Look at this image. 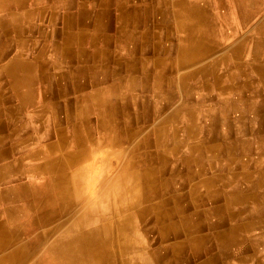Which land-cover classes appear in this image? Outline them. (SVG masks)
Listing matches in <instances>:
<instances>
[{"label": "crops", "instance_id": "crops-1", "mask_svg": "<svg viewBox=\"0 0 264 264\" xmlns=\"http://www.w3.org/2000/svg\"><path fill=\"white\" fill-rule=\"evenodd\" d=\"M179 1L187 4L193 0H19L0 7V183L25 176L43 177L35 168L49 157L52 160L56 153L35 157L33 152L47 145L55 147L61 137H67L71 150L76 145L73 129L82 131L87 127L102 150L118 149L120 153L111 158L112 162H119L120 154L129 157L155 180L166 175L175 180V189L170 193L189 195L187 203L179 206L191 212L189 226L197 227L194 233L203 239L196 257L192 246L185 244L177 255L182 261L200 262L214 255L216 264H223V258L232 264H264V202L251 207L252 199L245 198L229 206L232 213H227V206L221 211L232 191L244 189L264 196V46L256 45L263 32L256 26L250 28L254 33H249L246 27L233 28L228 22L233 32L217 31L219 37L216 35L212 41L207 32L194 33L191 20L189 28L180 26L181 31L174 27L176 20L183 17L174 5ZM227 12L221 13L225 20L226 14L230 16ZM182 37L185 46H178ZM186 47L192 57L183 60ZM200 50L204 52L202 57ZM246 174L248 179L243 183ZM203 179L209 182L207 186L201 184ZM252 183L254 186L247 189ZM190 186L196 187L190 190ZM161 189L159 186L150 193L163 194ZM234 227L232 238L220 237ZM182 237L183 234L177 239Z\"/></svg>", "mask_w": 264, "mask_h": 264}, {"label": "bare ground", "instance_id": "bare-ground-1", "mask_svg": "<svg viewBox=\"0 0 264 264\" xmlns=\"http://www.w3.org/2000/svg\"><path fill=\"white\" fill-rule=\"evenodd\" d=\"M19 0H0V7L7 6L12 2ZM68 1V0H67ZM250 2L253 5H247L249 11H264V0H193L192 2H176L174 5L179 10L178 13L183 16L176 20L175 28L183 29L190 20L193 21L194 33L202 34L207 32L209 39L216 40L217 31L233 32L229 30L227 23L222 17L223 11L230 10L228 2H233L237 9L242 11L244 17L247 9L244 4ZM44 2V1H43ZM143 2V1H142ZM154 2V1H153ZM152 2V3H153ZM18 3V2H17ZM25 3V2H24ZM23 3V4H24ZM48 3V2H47ZM65 3V2H64ZM116 3V2H115ZM136 3V2H135ZM158 3V2H157ZM170 3V2H169ZM174 3V2H173ZM31 4V3H30ZM53 4V3H51ZM156 4V3H155ZM228 4V5H227ZM13 5V4H12ZM48 5V4H47ZM164 5V4H163ZM36 6V5H35ZM52 6V5H51ZM83 6V5H82ZM85 6V5H84ZM114 6V5H113ZM142 6V5H140ZM145 6V5H144ZM166 6V5H165ZM170 6V4H169ZM257 6V8H255ZM29 6H26V8ZM31 7V6H30ZM33 7V5H32ZM95 7V6H94ZM167 7V6H166ZM25 8V7H24ZM112 8V7H111ZM136 8V7H135ZM154 8V6L152 7ZM10 9V8H9ZM60 9V8H59ZM75 9V8H74ZM98 9V8H97ZM102 9V8H101ZM106 9V8H105ZM164 9V8H163ZM57 10V9H56ZM68 10V9H67ZM112 10V9H111ZM154 10V9H153ZM26 11V10H25ZM30 11V10H29ZM54 11V10H53ZM74 11V10H73ZM160 11V10H159ZM7 12V11H6ZM22 12V11H21ZM28 12V11H27ZM56 12V11H54ZM53 12V13H54ZM106 12V11H105ZM111 12V11H110ZM227 12V13H228ZM258 12V11H257ZM11 13V12H10ZM16 13V12H15ZM137 13V12H136ZM146 14V12H144ZM161 13V12H160ZM238 13V12H237ZM248 13V12H247ZM17 14V13H16ZM15 14V15H16ZM28 14V13H27ZM36 14V12H35ZM174 14V13H173ZM225 14V13H223ZM7 15V14H6ZM9 15V14H8ZM41 15V14H40ZM73 15V13H72ZM103 15V14H102ZM110 15V14H108ZM160 15V14H159ZM229 15V14H228ZM260 15V14H259ZM18 14L16 15L17 18ZM96 16V15H95ZM264 16V15H263ZM3 17V16H2ZM9 17V16H8ZM37 17V16H36ZM52 17V16H51ZM71 17V16H70ZM104 17V16H103ZM106 17V15H105ZM109 17V16H107ZM166 17V16H165ZM230 17V16H229ZM260 17V16H259ZM20 18V17H19ZM28 18V17H27ZM137 18V16H136ZM175 18V16H174ZM254 18V17H253ZM12 19V18H11ZM15 19V18H14ZM40 19V18H39ZM69 19V18H68ZM239 19V18H238ZM261 19V18H260ZM34 20V19H33ZM82 20V19H81ZM90 20V19H89ZM108 20V19H107ZM14 21V20H13ZM12 21V22H13ZM17 21V20H16ZM15 21V22H16ZM19 21V20H18ZM66 21V20H65ZM251 21V20H250ZM249 21V22H250ZM69 22V21H68ZM75 22V21H74ZM112 22V21H110ZM248 22V23H249ZM93 23V22H92ZM111 24V23H110ZM158 24V23H157ZM161 24V23H160ZM233 24V23H232ZM244 24V22L242 23ZM16 25V24H15ZM19 25V24H18ZM95 25V24H94ZM162 25V24H161ZM237 25V24H236ZM256 25V24H255ZM22 26V25H21ZM29 26V25H28ZM27 26V27H28ZM146 26V25H145ZM181 26V28H180ZM234 26V25H233ZM10 27V26H9ZM43 27V26H42ZM64 27V26H63ZM67 27V26H66ZM162 27V26H161ZM243 25L238 28L242 29ZM245 27V26H244ZM251 27V25H250ZM4 28V27H3ZM96 28V27H95ZM132 28V27H131ZM153 28V27H152ZM159 28V27H158ZM172 28V27H171ZM174 28V29H175ZM235 28V27H233ZM257 28L261 29L263 34L257 40L256 45L264 46V20L262 19ZM22 29V28H21ZM42 29V28H41ZM135 29V28H134ZM137 29V28H136ZM166 29V28H165ZM181 29V31H183ZM246 29V28H245ZM1 30V29H0ZM4 30V29H3ZM17 30V29H16ZM15 30V32H17ZM19 30V29H18ZM79 30V29H78ZM95 30V29H94ZM93 30V31H94ZM106 30V29H105ZM130 30V29H129ZM177 30V29H176ZM9 31V30H8ZM52 31V30H51ZM92 31V30H91ZM97 31V30H96ZM138 31V30H137ZM161 31V30H160ZM189 31V30H188ZM115 32V31H114ZM239 32V31H238ZM252 32V31H251ZM142 33V32H141ZM7 34V33H6ZM37 34V33H35ZM70 34V33H69ZM127 34V33H126ZM131 34H133L131 32ZM130 34V35H131ZM220 34V35H221ZM73 35V34H72ZM128 35V34H127ZM138 35V34H137ZM46 36V34H45ZM65 36V35H63ZM71 36V34H70ZM94 36V35H92ZM251 36V35H250ZM23 37V36H22ZM25 37V36H24ZM27 37V36H26ZM91 37V36H90ZM105 38L106 35L104 36ZM114 37V36H113ZM129 37V36H128ZM174 37V36H173ZM219 37V35H218ZM240 37V36H239ZM238 37V38H239ZM248 37V36H247ZM246 37V38H247ZM8 38V37H7ZM21 38V37H20ZM101 38V37H100ZM136 38V37H135ZM147 38V37H146ZM226 38V37H225ZM233 38V37H232ZM243 38V37H242ZM250 38V37H249ZM31 39V38H30ZM90 39V38H89ZM98 39V38H97ZM102 39V38H101ZM108 39V38H107ZM106 39V40H107ZM134 39V37H133ZM137 39V38H136ZM208 39V40H209ZM245 39V38H244ZM36 40V39H35ZM38 40V39H37ZM105 40V39H104ZM103 40V41H104ZM132 40V39H131ZM130 40V41H131ZM145 40V39H144ZM169 40V39H168ZM174 40V39H173ZM184 37L177 41L178 46H185ZM224 40V39H223ZM238 40V39H237ZM90 41V40H89ZM102 41V40H101ZM126 41V40H125ZM219 41V39H218ZM49 42V41H48ZM55 42V41H54ZM93 42V41H91ZM98 42V41H96ZM210 42V40H209ZM255 42V41H253ZM16 43V42H15ZM90 43V42H89ZM142 43V42H141ZM199 43V41H198ZM206 43V42H205ZM218 43V42H217ZM249 43V42H248ZM35 44V43H34ZM58 44V43H57ZM56 44V45H57ZM91 44V43H90ZM97 44V43H96ZM94 44V45H96ZM139 44V43H138ZM195 44V43H193ZM210 43H207V47ZM237 44V42H236ZM89 45V44H88ZM93 45V44H92ZM125 45V44H123ZM161 45V44H160ZM196 45V44H195ZM30 46V45H29ZM36 46V45H35ZM146 46V45H145ZM190 46V45H189ZM187 46V47H189ZM226 46V45H225ZM228 46V45H227ZM238 46V45H236ZM31 47V46H30ZM53 47V46H52ZM127 47V46H124ZM182 52V58L190 59L192 52L188 48ZM192 47V46H191ZM248 47V46H246ZM46 48V47H45ZM65 48V47H64ZM73 48V47H71ZM82 48V46H81ZM102 48V47H101ZM128 48V47H127ZM142 48V46H141ZM140 48V49H141ZM145 48V47H143ZM239 48V47H238ZM42 49V48H41ZM55 49V48H54ZM80 49V48H79ZM108 49V48H107ZM194 49V48H193ZM224 49V48H223ZM237 49V48H236ZM6 50V49H5ZM49 50V48H48ZM130 50V49H129ZM159 50V49H158ZM170 50V49H169ZM177 50V49H176ZM192 50V49H191ZM198 50V49H197ZM231 50V49H230ZM252 50V49H251ZM39 51V50H38ZM89 51V50H88ZM106 51V50H104ZM112 51V50H111ZM117 51V50H116ZM127 51V50H126ZM136 51H138L136 49ZM240 51V50H239ZM244 51V50H243ZM42 52V51H41ZM96 52V51H95ZM98 52V51H97ZM102 52V51H101ZM128 52V51H127ZM133 52V51H131ZM194 52V51H193ZM230 52V51H229ZM3 53V51H2ZM38 53V52H36ZM70 53V52H69ZM113 53V52H112ZM159 53V52H158ZM234 53V52H233ZM239 53V52H238ZM5 54V53H4ZM34 54V53H33ZM42 54V53H41ZM71 54V53H70ZM74 54V53H73ZM98 54V53H97ZM104 54V52H103ZM111 54V52H110ZM117 54V53H116ZM126 53H124L125 55ZM133 54V53H132ZM199 56H204L200 50ZM225 54V53H224ZM248 54V53H247ZM14 55V54H13ZM39 55V54H38ZM69 55V54H68ZM127 55V54H126ZM177 55V54H176ZM181 55V54H180ZM211 55V54H210ZM214 55V54H213ZM253 55V54H251ZM4 56V55H3ZM98 56V55H97ZM108 56V54H107ZM153 56V55H152ZM195 56V55H193ZM212 56V55H211ZM210 56V57H211ZM217 56V55H216ZM248 56V55H247ZM48 57V56H47ZM50 57V55H49ZM92 57H94L92 55ZM96 57V56H95ZM136 57V56H135ZM146 57V56H145ZM156 57V56H155ZM170 57V56H169ZM256 57V56H255ZM33 58V57H32ZM73 58V57H72ZM103 58V57H102ZM236 58V57H234ZM2 59V58H1ZM7 59V58H6ZM31 59V58H30ZM39 59V58H38ZM76 59V58H75ZM94 59V58H93ZM105 59V58H104ZM123 59V58H122ZM137 59V58H136ZM135 59V60H136ZM175 59V58H174ZM194 59V58H192ZM220 59V58H219ZM241 59V58H240ZM244 59V56H243ZM4 60V58H3ZM51 60V59H50ZM71 60V59H70ZM73 60V59H72ZM165 60V59H164ZM212 60V59H211ZM210 60V61H211ZM216 60V57H215ZM245 60V59H244ZM2 61V60H1ZM40 61V60H39ZM92 61V59H91ZM119 61V60H118ZM130 61V60H129ZM179 61V60H178ZM188 61V60H187ZM198 61V60H197ZM194 61V62H197ZM200 61V60H199ZM219 61V60H218ZM103 62V61H102ZM101 62V63H102ZM115 62V61H114ZM140 62V61H139ZM186 62V61H184ZM183 62V63H184ZM193 62V63H194ZM201 62V61H200ZM95 63V62H93ZM100 63V64H101ZM113 63V62H112ZM117 63V62H116ZM115 63V64H116ZM129 63V62H127ZM199 63V62H198ZM209 63V62H208ZM215 63V62H214ZM82 64V63H81ZM98 64V63H97ZM106 64V63H104ZM134 65V63H132ZM157 64V63H156ZM197 64V63H196ZM217 64V61H216ZM239 64V63H238ZM250 64V63H249ZM6 65V63H5ZM74 65V64H73ZM77 65V64H76ZM74 65V66H76ZM87 65V64H85ZM130 65V64H129ZM155 65V64H154ZM153 65V66H154ZM158 65V64H157ZM189 65V64H187ZM201 65V64H200ZM243 65V64H242ZM260 65V64H259ZM258 65V66H259ZM8 66V65H6ZM14 66V65H13ZM17 66V65H16ZM33 66V65H32ZM132 66V65H131ZM216 66V65H215ZM261 66V65H260ZM88 67V66H87ZM100 67V66H99ZM107 67V66H106ZM136 67V66H135ZM147 67V66H146ZM184 67V66H182ZM204 67V66H202ZM256 67V66H255ZM13 68V67H12ZM30 68V67H29ZM37 68V67H36ZM45 68V67H44ZM74 68V67H73ZM82 68V67H81ZM110 68V65H109ZM216 68V67H215ZM10 69V68H9ZM87 69V68H86ZM105 69V68H104ZM167 69V68H166ZM202 69V68H201ZM208 69V68H207ZM231 69V68H230ZM249 69V68H248ZM45 70V69H44ZM47 70V69H46ZM68 70V69H67ZM77 70V68H76ZM117 70V69H116ZM133 70V69H131ZM205 70V69H204ZM244 70V69H243ZM259 70V69H258ZM32 71V70H31ZM88 71V69H87ZM102 71V70H101ZM118 71V70H117ZM116 71V72H117ZM178 71V70H177ZM199 71V70H198ZM202 71V70H201ZM206 71V70H205ZM209 71V70H208ZM262 71V70H261ZM33 72V71H32ZM39 72V71H38ZM71 72V71H70ZM97 72V71H96ZM231 72V71H230ZM260 72V71H259ZM263 72V71H262ZM82 73V72H81ZM133 73V72H132ZM204 73V71H203ZM21 74V73H20ZM19 74V75H20ZM38 74V73H36ZM43 74V72H42ZM51 75V73H49ZM131 74V73H130ZM158 74V73H157ZM187 74V72H186ZM195 74V72H194ZM244 74V72L242 73ZM33 75V74H32ZM47 75V74H46ZM67 75V74H66ZM80 75V74H79ZM91 75V74H90ZM95 75V74H94ZM97 75V74H96ZM123 75V74H122ZM127 75V74H126ZM164 75V74H163ZM178 75V74H177ZM43 76V75H42ZM92 76V75H91ZM101 76V75H100ZM134 75H132L133 77ZM153 76V75H152ZM155 76V75H154ZM171 76V75H170ZM181 76V75H180ZM205 76V75H204ZM264 76V75H263ZM22 77V76H21ZM27 77V75H25ZM45 77V76H44ZM51 77V76H50ZM64 77V76H63ZM106 77V76H105ZM141 77V76H140ZM206 77V76H205ZM262 77V76H261ZM52 78V77H51ZM72 78V77H71ZM124 78V77H123ZM122 78V79H123ZM159 78V77H158ZM162 78V77H161ZM187 78V77H186ZM26 79V78H25ZM38 79V78H37ZM45 79V78H44ZM104 79V78H103ZM130 79V78H129ZM263 79V78H262ZM51 80V79H50ZM131 80V79H130ZM221 80V79H220ZM219 80V81H220ZM100 82V80H98ZM132 81V80H131ZM204 81V80H203ZM244 81V80H243ZM57 82V81H56ZM93 82V81H92ZM183 82V81H182ZM227 82V81H226ZM45 83V82H44ZM49 83V81H48ZM110 83V82H109ZM170 83V81H169ZM207 83V82H206ZM246 83V82H244ZM250 83V82H249ZM51 84V83H50ZM49 84V85H50ZM146 84V83H145ZM153 84V81H152ZM247 84V83H246ZM96 85V84H95ZM103 85V84H102ZM142 85V84H141ZM156 85V84H155ZM205 85V84H204ZM243 85V84H242ZM241 85V86H242ZM111 86V85H110ZM125 86V85H124ZM143 86V85H142ZM145 86V85H144ZM158 86V85H157ZM177 86V83H176ZM38 87V86H37ZM86 87V86H85ZM84 87V88H85ZM212 87V86H211ZM224 87V86H222ZM234 87V86H233ZM248 87V86H247ZM251 87V86H250ZM264 87V86H263ZM72 88V87H71ZM230 88V86H229ZM241 88V87H240ZM107 89V88H106ZM180 89V88H179ZM178 89V90H179ZM103 90V89H102ZM109 90V89H108ZM130 90V89H129ZM160 90V89H159ZM216 90V89H215ZM222 90V89H220ZM247 90V89H246ZM72 91V90H71ZM101 91V90H100ZM106 91V90H105ZM188 91V90H187ZM234 91V90H233ZM56 92V91H55ZM133 92V91H132ZM150 92V91H149ZM217 92V91H216ZM46 93V92H45ZM44 93V94H45ZM60 93V92H59ZM83 93V92H82ZM105 93V92H104ZM130 93V92H128ZM142 93V92H141ZM186 93V92H185ZM227 93V91H226ZM80 94V93H79ZM78 94V95H79ZM91 93H89L90 95ZM221 94V93H220ZM219 94V95H220ZM224 94V93H223ZM222 94V95H223ZM262 94V93H261ZM23 95V94H21ZM46 95V94H45ZM85 95V94H83ZM100 95V94H98ZM102 95V94H101ZM146 95V93H145ZM160 95V94H159ZM235 95V94H234ZM27 96V95H26ZM45 97V96H44ZM101 97V96H100ZM163 97V96H162ZM227 97V96H226ZM121 98V97H120ZM134 98V97H133ZM137 98V97H136ZM149 98V97H148ZM229 98V97H228ZM231 98V97H230ZM240 98V97H239ZM238 98V99H239ZM251 98V97H250ZM35 99V98H34ZM131 99V98H130ZM86 100V96H85ZM148 100V99H147ZM167 100V99H166ZM227 100V99H226ZM126 101V100H125ZM225 101V100H223ZM77 102V100H76ZM82 102V101H81ZM80 102V103H81ZM78 103V102H77ZM127 103V102H126ZM257 103V102H256ZM90 104V103H89ZM96 104V103H95ZM98 104V103H97ZM148 104V103H147ZM177 104V103H176ZM192 104V103H191ZM52 105V104H50ZM123 105V104H122ZM127 105V104H126ZM175 105V104H174ZM190 105V104H189ZM211 105V104H210ZM230 105V104H229ZM236 105V104H235ZM76 106V105H75ZM80 106V105H79ZM128 106V105H127ZM25 107V106H24ZM77 107V106H76ZM96 107V106H95ZM98 107V106H97ZM189 107V106H187ZM237 107V106H236ZM254 107V106H253ZM252 107V108H253ZM53 108V107H52ZM87 108V107H86ZM85 108V109H86ZM132 108V107H131ZM176 108V107H175ZM204 108V106H203ZM55 109V108H54ZM92 109V108H91ZM124 109V107H123ZM127 109V108H126ZM2 110V109H1ZM4 111V110H3ZM2 111V112H3ZM52 111V110H51ZM137 111V110H136ZM170 111V110H169ZM36 112V111H34ZM126 112V111H125ZM40 113V111H39ZM43 113V112H42ZM89 113V112H88ZM241 113V112H240ZM25 114V113H24ZM50 114V113H49ZM79 114V113H78ZM87 114V111H86ZM143 114V113H142ZM211 114V113H210ZM9 115V114H8ZM14 115V114H13ZM145 115V114H144ZM182 115V114H181ZM184 115V114H183ZM20 116V115H18ZM17 116V117H18ZM66 116V115H65ZM89 116V115H87ZM118 116V115H117ZM120 116V115H119ZM12 117V116H11ZM129 117V116H128ZM137 117V116H136ZM183 117V116H182ZM210 117V116H209ZM208 117V118H209ZM231 117V116H230ZM5 118V117H3ZM10 118V117H9ZM32 118V117H31ZM88 118V117H87ZM204 118V117H203ZM246 118V117H245ZM46 119V118H45ZM120 119V117H118ZM224 119V118H223ZM235 119V118H234ZM3 120V119H2ZM25 120V119H24ZM43 120V119H42ZM191 120V119H190ZM244 120V119H243ZM41 121V120H40ZM4 122V121H3ZM31 122V120H30ZM132 122V121H130ZM158 122L157 120L155 121ZM234 122V121H233ZM252 122V121H251ZM22 123V121H21ZM69 123V122H68ZM95 123V122H94ZM133 123V122H132ZM145 123V122H144ZM210 123V122H209ZM243 123V122H242ZM260 123V122H259ZM1 124V123H0ZM48 124V122H47ZM52 124V123H51ZM67 124V123H66ZM78 124V123H77ZM76 124V125H77ZM80 124V123H79ZM143 124V123H142ZM167 124V123H166ZM169 124V123H168ZM200 124V123H199ZM152 125V124H151ZM163 125V124H162ZM1 126V125H0ZM6 126V125H5ZM18 126V125H17ZM24 126V125H23ZM33 126V125H32ZM69 126V125H68ZM135 126V125H134ZM161 126V125H160ZM22 127V126H21ZM70 127V126H69ZM79 127V126H78ZM98 127V126H97ZM151 127V126H149ZM190 127V126H188ZM192 127V126H191ZM190 127V128H191ZM241 127V124H240ZM24 128V127H23ZM38 128V127H36ZM67 128V127H66ZM80 128V127H79ZM103 128V127H102ZM137 128V127H136ZM161 128V127H160ZM184 128V127H183ZM7 129V128H6ZM85 130L73 129L72 140L76 145L73 149H68L67 137H61L54 145L46 146L38 153L33 152V156L42 157L45 154L53 152L56 157H49V161L42 163L35 168L36 173L44 174L32 185L22 187L24 194L30 193L33 197L24 205H17V188L4 190L0 193V203L7 201V206L0 211L4 215V220H0V264H158L162 255L168 257L167 264H216L214 255L205 257L200 262L195 260L182 261L177 255L183 250L185 244L192 246L193 256L199 255V242L201 239L198 233H194L197 227L187 226V216H180L176 222L170 224V215H176L182 211L183 207L178 206L177 197L165 198L157 197L155 201L147 203V195L150 192L158 190L159 184L154 176L137 168L136 161L129 157H123L117 163L112 162L111 158L119 155L118 149L102 150L98 147L95 139L92 137L93 131L89 128ZM99 129V128H98ZM139 129V128H138ZM17 130V128H16ZM21 130V129H20ZM19 130V131H20ZM30 130V129H28ZM36 130V129H35ZM161 130V129H160ZM143 131V130H142ZM152 131V130H151ZM15 132V131H14ZM39 132V131H38ZM67 132V131H66ZM69 132V131H68ZM188 132V130H187ZM19 133V132H18ZM160 134V132H158ZM13 134V132H12ZM119 137L122 133L119 132ZM152 135V134H151ZM15 136V135H14ZM96 136V135H95ZM23 137V136H22ZM50 137V136H49ZM124 137V136H123ZM136 137V136H135ZM152 137V136H151ZM236 137V135H235ZM111 138V137H110ZM114 138V137H113ZM12 138L11 140H13ZM33 139V137H32ZM39 139V138H38ZM176 139V138H175ZM117 140V138H116ZM9 141V138H8ZM53 141V140H52ZM174 141V140H173ZM183 141V140H182ZM187 141V140H186ZM242 141V140H241ZM250 141V140H249ZM44 142V141H43ZM133 142V141H132ZM131 142V143H132ZM70 143V142H69ZM116 143V142H115ZM130 143V144H131ZM184 143V142H183ZM228 143V142H227ZM240 143V142H239ZM260 143V142H259ZM53 144V142H51ZM66 144V145H65ZM71 144V143H70ZM249 144V143H248ZM14 145V144H13ZM129 145V144H128ZM259 145V144H258ZM130 146V145H129ZM172 145L171 148H173ZM228 146V145H227ZM242 146V145H241ZM33 147V146H32ZM67 147V149H66ZM16 148V147H15ZM19 148V146H18ZM36 148V147H35ZM160 148V147H159ZM31 149V148H30ZM180 149V148H179ZM15 150V149H14ZM17 150V149H16ZM29 150V148L27 149ZM38 150V149H37ZM125 151V150H123ZM26 152V151H25ZM28 152V151H27ZM30 152V151H29ZM163 152V151H162ZM165 152V149H164ZM167 152V151H166ZM114 153V154H113ZM172 153V152H171ZM206 153V152H205ZM7 154V153H5ZM12 154V153H11ZM263 154V153H262ZM9 155V154H8ZM22 155V154H21ZM25 155V153H24ZM30 155V154H29ZM28 155V156H29ZM146 155V154H145ZM254 155V154H253ZM257 155V154H256ZM132 156V155H131ZM258 156V155H257ZM92 157V158H91ZM118 157V158H119ZM237 157V156H236ZM222 158V157H221ZM259 158V157H257ZM264 158V157H263ZM25 159V158H24ZM29 159V158H28ZM43 159V158H42ZM19 160V158H18ZM98 160V161H97ZM256 160V159H255ZM254 160V161H255ZM35 161V160H34ZM100 161V162H99ZM31 162V161H30ZM39 162V161H38ZM99 162V163H98ZM5 163V162H4ZM21 163V162H20ZM26 163V162H25ZM147 163V162H146ZM19 164V163H18ZM190 164V163H188ZM259 164V162H258ZM5 166V165H4ZM12 166V165H11ZM20 166V165H19ZM29 166V165H28ZM257 166V165H256ZM8 167V166H7ZM23 167V166H22ZM208 167V166H207ZM134 168V169H133ZM225 168V166H224ZM17 169V168H15ZM223 169V168H222ZM247 170V169H246ZM9 171V170H8ZM25 171V170H24ZM250 171V170H249ZM195 172V171H194ZM19 173V172H18ZM34 173V172H33ZM105 173V176H102ZM212 173V172H211ZM255 173V172H254ZM30 174V172H29ZM154 174V172H153ZM256 174V173H255ZM21 175V174H20ZM26 175V174H25ZM39 175V174H37ZM226 175V174H225ZM15 177V176H14ZM256 177V176H255ZM259 177V176H258ZM26 178V177H25ZM31 178V177H30ZM160 178V177H159ZM237 178V177H235ZM206 179V178H205ZM201 180V184L207 186V180ZM222 179V178H221ZM248 179V174L244 175L243 183ZM262 179V178H261ZM22 180V179H21ZM24 180V179H23ZM28 180V179H27ZM26 181V180H25ZM199 182V181H198ZM219 182V181H218ZM15 183V182H14ZM96 183L97 191L94 197H84L80 203H73L72 194H81L89 190L90 185ZM234 185V184H233ZM210 186V185H209ZM208 186V187H209ZM228 186V185H227ZM254 184L247 186L251 189ZM4 187V186H3ZM95 187V186H94ZM192 187L196 186H190ZM222 187V186H221ZM224 187V186H223ZM244 187V186H242ZM226 188V187H225ZM93 189V188H92ZM258 189V188H257ZM96 190V189H95ZM216 190V189H215ZM223 190V189H222ZM209 191V190H208ZM226 191V190H225ZM247 191V190H246ZM233 193L232 191L222 203V209L227 213H232L229 206H234L235 201H241L245 198H251L253 206H260L264 202V196L260 194L252 195L250 192ZM184 192V191H183ZM258 192V190H257ZM91 193V192H90ZM249 193V194H247ZM23 194V193H22ZM76 194V196H77ZM210 194V193H209ZM226 194V193H225ZM86 195V194H85ZM171 195V193H170ZM227 195V194H226ZM260 195V196H259ZM88 196V195H86ZM25 197V196H24ZM214 197V196H213ZM78 198V197H77ZM195 198V196H194ZM23 199V198H21ZM81 200V199H80ZM79 202V200H78ZM215 202V201H214ZM251 202V201H250ZM6 203V202H5ZM13 204L8 206V204ZM252 203V202H251ZM168 204L172 207L165 210L162 206ZM199 204V203H197ZM196 204V205H197ZM203 204V203H202ZM205 204V203H204ZM81 205V206H80ZM200 205V204H199ZM240 205V204H239ZM153 206V207H151ZM175 206V208H174ZM1 209V208H0ZM218 210V209H217ZM220 211V212H221ZM153 212L155 221L159 224V235L157 242H160L159 250L150 247L147 236L141 237L139 232V223L145 213ZM174 212V213H173ZM219 213V212H218ZM190 216V215H189ZM262 216V215H261ZM178 217V216H176ZM231 216H229L230 218ZM232 218V217H231ZM230 218V219H231ZM250 218V217H249ZM253 219V218H252ZM168 222V223H167ZM202 222V221H201ZM259 223V221H258ZM261 223V222H260ZM239 225V224H238ZM256 225V223H255ZM9 226L12 228H9ZM235 226V225H233ZM229 228V227H228ZM227 228V229H228ZM226 229V230H227ZM236 227L229 233H221L220 237L232 238L235 235ZM144 232H148L145 229ZM151 231V230H150ZM149 231V232H150ZM207 231V230H206ZM240 231V230H239ZM244 232V231H243ZM242 233V232H241ZM183 234L181 239H177ZM202 234V233H201ZM224 234V235H223ZM239 234V233H238ZM256 234V233H255ZM223 235V236H222ZM261 235V234H260ZM207 236V235H206ZM239 236V235H238ZM254 236H252L253 238ZM256 237V236H255ZM254 237V239H256ZM246 238V237H245ZM171 241L169 248L164 247L161 242ZM241 239V238H240ZM244 240V239H243ZM242 240V241H243ZM258 240V239H257ZM246 241V240H245ZM238 242V241H237ZM252 242V241H251ZM255 242V241H254ZM257 242V241H256ZM165 243V242H164ZM212 243V242H211ZM224 244V243H223ZM227 244V243H226ZM260 244V243H259ZM230 245V244H228ZM237 245V244H236ZM235 245V246H236ZM253 245V244H252ZM172 246V248H171ZM220 246V245H219ZM231 246V245H230ZM229 246V247H230ZM234 246V247H235ZM224 247V246H223ZM227 247V248H229ZM155 248V247H154ZM233 248V247H231ZM214 249V248H213ZM216 249V248H215ZM259 249V248H258ZM237 251V250H236ZM261 251V250H260ZM259 251V252H260ZM232 252V251H231ZM242 252V251H241ZM239 253V252H238ZM256 253H258L256 251ZM170 254V255H169ZM230 254V253H229ZM251 254V253H250ZM245 255V254H244ZM229 256V255H227ZM261 256V255H260ZM259 256V257H260ZM211 258L210 260H208ZM251 258V256H250ZM262 258V257H261ZM245 259V258H244ZM223 264H232L230 259H221ZM243 261V260H242ZM245 261V260H244ZM241 264V263H240Z\"/></svg>", "mask_w": 264, "mask_h": 264}, {"label": "rangeland", "instance_id": "rangeland-1", "mask_svg": "<svg viewBox=\"0 0 264 264\" xmlns=\"http://www.w3.org/2000/svg\"><path fill=\"white\" fill-rule=\"evenodd\" d=\"M226 1V0H225ZM235 1V0H234ZM228 4L230 5V10H229V13H230V17L229 15H225L226 20L224 21L225 23H228L230 22V26L231 27H240V25L243 27L245 26L246 27V32L248 31L249 33H254V31H252L251 29L255 28L257 26V24L263 19L264 20V11L263 12H260V10H255V13L254 11H249L248 8H247V5H253V3H250L247 1L246 5L244 4L245 8L247 9L246 11V14L244 17L241 16V13L242 11L240 10H236L238 3H236L235 5L233 4V2H228ZM227 4V5H228ZM255 8H257V6H255ZM258 11V12H257ZM238 12V13H237ZM248 12V13H247ZM260 14V15H259ZM260 16V17H259ZM254 17V18H253ZM229 18V19H228ZM239 18V19H238ZM261 18V19H260ZM251 20V21H250ZM250 21V22H249ZM244 22V24H242ZM249 22V23H248ZM233 23V24H232ZM237 24V25H236ZM256 24V25H255ZM234 25V26H233ZM251 25V27H250ZM251 28V29H250ZM252 31V32H251ZM125 156H127V154H124ZM136 155H140V154H136ZM115 158V157H113ZM121 158V157H120ZM100 162V161H99ZM98 162V163H99ZM165 173V172H164ZM158 173H156L157 175ZM106 174L105 173H102V176H105ZM26 177V178H25ZM23 178H18V179H6L4 181H2L0 183V193H2L4 190H11L10 188L14 189L15 187L17 188V194H19L18 196V199L16 200V204L17 205H24L25 203H28L33 197L31 196L30 193L28 194H24V191L21 190L23 186H27L29 187L30 185H32L34 182H36L37 179H34V178H30V177H27L25 176ZM22 179V180H21ZM24 179V180H23ZM28 179V180H27ZM26 180V181H25ZM156 181L157 183L159 184V186L162 188V192H164L163 194H160V195H156L154 193H148L147 195V203L148 205L150 204V202L152 201H155L157 197H165V198H173V197H177V201H178V204H183V203H187L188 199L190 198L189 195H185V194H182V195H174L173 193H171L170 195V192L174 191L175 189V185L174 184V181L172 178H169L168 175H166L165 178H156ZM15 182V183H14ZM4 186V187H3ZM95 186V187H94ZM97 184L95 183H92L90 185V189L89 190H86V191H83L81 194H72V198L74 199L73 200V203H75L77 205V203H80L84 198V197H94V193L97 191V188H96ZM93 188V189H92ZM96 189V190H95ZM91 192V193H90ZM94 192V193H93ZM168 192V193H167ZM23 193V194H22ZM88 196H86V195ZM25 196V197H24ZM78 197V198H77ZM23 198V199H21ZM81 199V200H80ZM79 200V202H78ZM6 202V203H5ZM7 201H3L0 203V211L3 210V208L5 206H7ZM13 204L9 203L8 206H12ZM78 206V205H77ZM81 206V205H80ZM179 205H177L176 207H178ZM153 207V206H151ZM172 206L168 205V204H165L162 206V209L167 211V209L171 208ZM175 208V206H174ZM184 208V206H183ZM174 213V212H173ZM190 211H186L185 208L182 210V211H179L176 213V215L172 216L170 215V224L173 223L174 221L176 222V220L182 216H187L190 215ZM178 216V217H176ZM190 217V216H189ZM0 220H4V215H1L0 214ZM168 223V222H167ZM187 226H189V219L187 220V223H186ZM9 228H12V226ZM146 230L148 231L147 233L144 232L143 230ZM151 230V231H150ZM150 231V232H149ZM159 224L158 222L155 221V218H154V215H153V212H147L145 213L144 217L142 218V222L139 223V232H140V235L141 237H144V236H147L146 239H148V242H150V247L153 248V249H158L159 250V246H160V242H157V238H158V235H159ZM165 242V243H164ZM170 243H171V240L170 239H167V241H163L161 242V244L166 248H169L170 246ZM155 247V248H154ZM170 255V254H169ZM169 256L166 257L164 256V254L162 255V257L160 258L159 261H157L158 264H167L169 262Z\"/></svg>", "mask_w": 264, "mask_h": 264}]
</instances>
